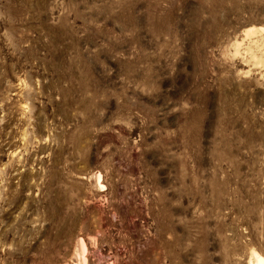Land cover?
I'll return each mask as SVG.
<instances>
[{"label":"rangeland","instance_id":"rangeland-1","mask_svg":"<svg viewBox=\"0 0 264 264\" xmlns=\"http://www.w3.org/2000/svg\"><path fill=\"white\" fill-rule=\"evenodd\" d=\"M253 249L264 0H0V264Z\"/></svg>","mask_w":264,"mask_h":264},{"label":"bare ground","instance_id":"bare-ground-1","mask_svg":"<svg viewBox=\"0 0 264 264\" xmlns=\"http://www.w3.org/2000/svg\"><path fill=\"white\" fill-rule=\"evenodd\" d=\"M100 176L98 178H100ZM81 244L82 246L84 245L82 241ZM81 249H83V247ZM250 264H264V256L261 253H259L257 250L253 249L250 258Z\"/></svg>","mask_w":264,"mask_h":264}]
</instances>
